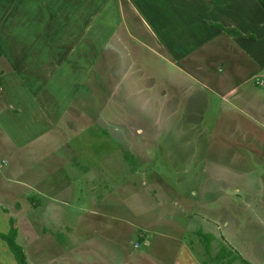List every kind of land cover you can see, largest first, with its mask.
Returning a JSON list of instances; mask_svg holds the SVG:
<instances>
[{"label":"rangeland","instance_id":"rangeland-1","mask_svg":"<svg viewBox=\"0 0 264 264\" xmlns=\"http://www.w3.org/2000/svg\"><path fill=\"white\" fill-rule=\"evenodd\" d=\"M78 1L0 0V48L7 59L11 60L8 55L13 53V58L19 56L24 60L19 66L26 68L24 74L34 78L31 92L38 96L36 102H40L44 114L55 124L36 141L34 152L46 151L49 155L46 159H51L52 167L59 162L61 155L69 158L76 155L74 165L69 159L61 166L57 164L61 167L57 171L64 169L63 176L65 172L72 174L74 182L67 185L75 194L71 200L76 206L60 210L51 204L49 195L27 190L18 184L17 174L6 176L19 163L15 157L20 159L25 151L30 152L24 149L15 152L17 156L13 155L3 144L4 129L0 122V162H9L6 169L0 171V181L4 182L3 186L15 187L22 193L9 203L5 189L0 194V210L4 208L6 212L8 209L9 216L12 212L17 216L19 242L26 249L28 261L46 264L47 261L37 262L36 253L43 247L39 244L45 243L47 226L44 221L50 219L53 211L55 216L50 222L55 235L47 234L49 240L46 239L51 244L56 242L53 237H64L72 246L74 236L67 233L77 228L94 229L96 224L90 221L94 210L97 211L93 197L99 207L112 210L109 212L115 216L114 221H129L122 215L126 211L131 216L137 214L141 222L149 217L151 221L158 219L161 227H174L170 231L162 228L164 233L176 239L165 249L162 248L163 241H147V234L142 233L144 229L137 225L140 223L138 219L132 220L136 225L131 222L125 227L133 237L132 244L127 243L123 250L126 257L131 254L130 258H125L127 264H172L180 255L175 250L181 242L187 245V249L197 252L196 255L192 251L198 264H225L233 255L237 257L234 264H244L241 258L251 264H264V122H261L264 115L262 113L258 120L243 106V100L227 98L225 92L218 89L216 81L220 77L221 53L226 56L229 49H222L219 42L207 45L206 41H201L204 36L212 34L202 22H223L219 12L224 11L212 9V0H205L208 4L205 6L218 15L203 16L202 12L195 15L199 13L195 8L189 17L191 21L181 15L183 17L175 22L174 14H168L162 6L155 16L151 15L154 10L144 9L143 2L155 3V0H115L114 8L108 1L98 0V9L93 10L70 7V3ZM136 1L141 4L140 10L135 9ZM257 1L256 7L264 6V0ZM199 3L204 6L202 0ZM225 3L226 7L237 11L238 4L247 6L245 10L243 8L245 14H248V7L255 6V2L249 0H225ZM182 5L181 9H187V12L193 10L188 9L183 1ZM152 7L157 9L155 4ZM112 9H115L113 15ZM108 16L109 20H106ZM237 18L246 23H264V15L260 14ZM211 24L224 28V24ZM91 26H95V30L87 31ZM12 27L15 31L7 30ZM160 27H167L170 31L164 41L173 42V53L192 49L189 51L190 60L193 59L192 71L188 72L186 68V52L181 59L176 57L179 61L176 66L194 76L192 79L183 75L182 87L189 86L185 88L188 89L185 96L183 88L176 97L170 96V90H179L180 77L177 74H181V70L174 63H167L164 57L169 55H163L162 47L155 46V38L160 42L163 34ZM252 28L258 29L256 25ZM87 32L89 36H86ZM219 39L223 40L224 36ZM72 50L74 53L71 54ZM75 53L79 56L74 60L70 56ZM204 57L210 58L211 63L204 65ZM5 59L0 58L3 72L10 68ZM40 61L44 65L57 61L60 74L47 75L46 71L52 69L50 64L46 71L43 67L39 70ZM212 70L215 75L210 73ZM80 71L82 74L77 78ZM35 73L39 78L34 77ZM198 74L202 83H198L201 80ZM75 77L81 87L77 82H70ZM204 77L212 80V90H205V95L202 90ZM25 81L29 82L28 79ZM257 81L251 80L248 91H241L239 85L242 83L234 80L233 89L241 91L244 98L250 94L253 103H263L264 86L258 85ZM66 82H70L69 85ZM6 90L11 93V87ZM167 90L168 96H163ZM70 91L75 94L64 96ZM200 92L202 98L196 96ZM16 96V92L11 93L9 99ZM175 107L178 114L172 117L170 110ZM33 158L34 161L41 159L36 155ZM26 163L25 168L33 162ZM77 164L88 169L89 174L76 169ZM17 202L22 205L17 207L20 211L15 214L13 204ZM161 209L165 212L159 213L160 217L172 221L161 224V218H155ZM82 217L90 220L81 221ZM0 218L4 224L0 225V231H8L10 217L0 211ZM148 230L151 236L158 233H155L158 231L155 227ZM204 235L210 239L214 236L217 240L213 238L210 243ZM125 241L122 238L121 243ZM64 247V255L58 257L60 248L45 246L48 255L55 258V264H69L64 263L63 257L74 253L68 246ZM222 247H226L221 253L222 258L214 260L211 255H218ZM110 249V254L116 252L112 245ZM226 251L232 253V257L226 258ZM84 256L77 264H106L98 252H85ZM4 261L2 258L0 264ZM14 263L17 264L15 260Z\"/></svg>","mask_w":264,"mask_h":264},{"label":"crops","instance_id":"crops-1","mask_svg":"<svg viewBox=\"0 0 264 264\" xmlns=\"http://www.w3.org/2000/svg\"><path fill=\"white\" fill-rule=\"evenodd\" d=\"M108 1L110 3V7L114 8V6L117 4L115 0H105ZM150 1H154V0H150ZM182 1L183 4L187 5L188 9H193V10H188L189 12H187L185 9H181L182 5ZM187 1V2H185ZM201 0H155L154 2H143V6L145 10L148 11H152L154 10V13L151 14L153 16L156 15V12L158 10V8L160 6L163 7V9L169 14V13H173L174 14V18L173 20L176 22L177 19H179L180 17H183L181 15H184L186 17L187 21H191L189 19V17L191 15L194 14V10L195 8H198L199 13L195 14V15H199L200 12L204 13L203 16H206L207 14L209 15H213L216 16L218 15L217 13H215L214 11H212V9H216L218 11H224V12H219V16L224 20L223 22H215L212 20H207L202 22L204 24V26H206L205 28L209 31L212 32L211 35L209 36H204L202 38L201 41H203L206 44L209 45L211 43H214L216 45V42H219V45L221 46V48L223 49L224 47H226V49L229 51V54H227L225 56L224 53H221V60H220V68H219V72L218 74L220 75V77L217 78V83H219V85L217 86L218 89H220L221 91L225 92V97H233L234 99L238 98L243 100L244 105L246 106V108H248L250 110V113H254V115H256L257 119L260 120V115L263 113L264 115V102L262 103H253L251 101V99L249 97H251V95L249 94L248 96H246L245 98L243 97L241 91H248V83H250L251 80H255L257 79V84L264 86V23H258V22H251V23H246L243 22V20H240L239 18H237L238 16H243V15H251V14H260V15H264V6L262 7H256L258 5V1L257 0H249L252 2H255V6L249 8L248 7V14H245V7L247 8V6H243L241 4H238L240 6L237 7V10L235 9H229L230 7L227 6L226 7V3L225 0H212L211 3H213L214 8H210L208 9L205 0H202L204 3V6L202 7L201 4L199 3ZM223 1V2H221ZM227 1V0H226ZM196 2V3H195ZM137 6L135 7L136 10H140V5L138 3V1H136ZM157 7V9H153L152 5H154ZM199 5H198V4ZM97 4V5H96ZM70 7H72L74 10L76 9H80L82 7L86 8L87 10L91 9L93 10L95 7L98 9V0H79L77 3H70L69 4ZM228 5V4H227ZM244 8V10H243ZM243 11V12H241ZM88 13V12H87ZM86 13V14H87ZM115 13V9H112L111 11V15H113ZM93 14V13H92ZM136 14V13H135ZM201 15V14H200ZM223 15V16H221ZM92 16V15H91ZM230 17V18H226V17ZM235 17V18H233ZM109 20V16L107 17ZM92 20V19H91ZM98 21V12L96 14V23ZM157 21V20H156ZM211 23H220L221 25L224 24V28L226 29H232V30H237L239 32L242 33V36H232L229 35L225 30H223L222 28H220L219 26H214ZM107 28H108V23L106 24ZM254 25H256V27H258V29L256 28H252L254 27ZM191 26V25H190ZM14 27H12L11 29H7L8 31H15L13 29ZM89 28V27H88ZM87 28V31H93L95 30V26H91L90 29ZM96 30H97V25H96ZM160 30L162 31L163 34L160 35V42L157 41V39L155 38V46H161L162 50L161 53H164L163 55H169L164 57V60L167 63H174V65L176 66L179 61L177 60L176 57H178L179 59L182 58L183 54L186 52L187 53V60L188 64L186 67L189 71H192V65H193V59L192 61L190 60L192 58L191 54L189 51H192V49H188L185 50L183 52H181L180 54H175L173 53V46L172 43H167V41H164V39L167 36V33L170 32L168 31L167 27H165V29L163 27H160ZM191 31L195 34L194 28H191ZM87 34L86 36H89V32L85 33ZM84 34V35H85ZM224 36V39H219L222 38ZM168 37V36H167ZM85 39H87L85 37ZM175 42V41H174ZM164 46V48H163ZM85 47V46H84ZM214 47V46H213ZM215 48V47H214ZM1 51L3 48H0ZM159 51V50H157ZM222 51V50H221ZM3 52V58H6V54ZM223 52V51H222ZM74 53L73 50L71 52V54ZM70 54V55H71ZM76 54V53H75ZM8 55V53H7ZM79 56V54L74 55V56H70L72 57L74 60L77 59V57ZM191 56V57H190ZM9 58H11V60L9 59H5L8 64H9V70H6L4 72V74L2 75V86L0 89V122L3 126V133H4V140H3V144H5L7 147H9L10 151L12 152L13 155H16L15 152L20 151V150H24V149H28L30 153H25L24 152V156L20 159H18V157H15L17 159V161L19 162L14 168L11 169V171H9V173L6 174L7 177L11 176L12 174H17L18 175V184H20L22 187L26 188L27 190L30 191H41L44 192V195H49L50 200H52V205L56 206V208L60 209V210H65L66 207H70V206H74V204H72V197L75 196V194H73L72 189L67 185V184H71L72 182H74V180H72L71 175L72 174H66L63 176V172L64 169H61L60 171H57L58 168L61 167H57V164H59L60 166L63 163L67 162V159H69L70 163H72L74 165V161L76 160V155H72V157H67L66 155H61V157H59V162H56L54 167H52V162L51 159H46L49 158L48 154H46L45 152H34L36 149L34 146V144L36 143V141H38V139L42 138L45 134H47L49 131H51L54 127L55 124L53 123V121L50 120V118L44 114V109L41 106V104H39L40 102H36L38 99V96L33 95L31 90H32V80L34 78H29L27 74H24L26 69L25 67L22 68V66L20 67L19 64L21 65L23 63V59H21L19 56H16V58H13V53L12 56L8 55ZM68 58V57H67ZM205 58V63H211L210 58L204 57ZM55 59V58H54ZM56 60V59H55ZM192 62V64H190L189 62ZM77 63V62H76ZM50 64L52 65V69L46 71V66ZM46 63V65H44L43 61L39 62V70L44 69V71H46V74L49 76H57L60 73V65L57 61H53L51 63ZM230 65V66H229ZM178 69H180L181 71H179L181 74H177V77H180V85L178 84V88L179 90H170L171 91V95L172 97H176L179 91H181L182 87V79L184 78V76L188 77V78H194L193 74L191 73H185V71L182 70V68H180L179 66H176ZM64 69V68H63ZM203 69H206V67L204 66ZM23 70V71H22ZM75 70V68H74ZM215 70V69H214ZM212 70L210 73L214 74ZM204 71V70H203ZM29 73V72H27ZM40 73V72H38ZM209 73V74H210ZM81 71L80 73L77 75L80 77L81 75ZM64 76H66L65 74H62ZM184 75V76H183ZM215 75V74H214ZM199 78L201 80H198V83H202V78L200 76V74H198ZM35 78H39V75L37 73L34 74ZM67 78V76H66ZM25 79H28L29 82H26ZM205 81V83L203 84V94L205 95V90L207 91H211V79L204 77L203 79ZM236 80V82L238 84L242 83L239 85V90L241 91H236V88L233 89L234 85H233V81ZM74 82L76 84L77 82V86L78 84L80 85L81 83L79 81H77L76 77L73 78V80H71L70 82ZM69 82V83H70ZM222 82H226L224 85H221ZM69 83L66 82V84L69 85ZM181 88H180V87ZM186 86L185 88H188L189 86L187 85H183ZM8 87H11V93H17V96L23 97L21 99L14 97L13 99H9L11 96V93L8 94V91L6 90ZM81 87V86H78ZM174 87H171L170 89H172ZM182 89V94L185 96L186 93L188 94V89ZM4 91H7V94L4 95ZM66 92V90H64ZM71 92V91H70ZM165 93H162L163 96H168L169 91H164ZM168 93V94H167ZM71 94H75V91L66 94L64 93V96L67 95V97H69ZM201 95V96H200ZM61 96V97H64ZM196 96H199L202 98V93H197ZM60 98V96H59ZM262 98V97H259ZM170 100V99H169ZM237 100V99H236ZM178 109L173 108L170 110V112L172 113V117L174 116V114H178ZM60 112V111H59ZM250 115V114H249ZM253 115V114H252ZM259 122V121H258ZM264 122V119L263 121ZM33 147V148H32ZM28 154V155H27ZM33 155L37 156V157H41V159H37V161H34L33 159ZM17 156V155H16ZM47 156V157H46ZM56 156V155H55ZM29 158V159H28ZM52 158V156L50 157ZM57 158V157H56ZM57 160V159H56ZM27 162H33L31 163V165H29V167L25 168V165L27 164ZM9 165V162H6L5 160H3L2 162H0V171H4L6 169V167ZM76 169H82V171H86V174H89V170L86 168L81 167L79 164H77L75 166ZM234 173V172H233ZM241 175H246L241 173ZM1 176V175H0ZM247 176V175H246ZM56 178V179H52ZM91 180H93V177H91ZM94 182V181H93ZM4 182L1 183L0 181V194L2 192H4V190H7V196L8 199H6L9 203H12L13 199L14 201L22 194L17 188L15 187H11L8 185L7 186H3ZM93 188H95V186H93ZM93 190V189H91ZM257 190V189H256ZM23 198H21L20 200H22ZM93 204L95 205V207L97 208V211L94 210V217H92V219L90 220L87 217H82L81 221H91L93 223L96 224V226H94V229L92 230H87V229H81V228H77L74 230H71L70 233L67 234H73L74 236V242L71 244L67 243V241L64 239V237H59V238H55V243L51 244L49 242L46 241L49 240V236L48 235H55V231L52 230V225L50 220H52L55 216V212H52V215L50 217V219H48V221H44V223H46L47 228L46 230V235H45V239H43L45 241V243L39 244L40 246V252L36 253L37 258V262L41 263V262H46V264H55L54 260L55 258L51 257L48 255V253L46 252V248L45 246H51V247H58L60 249H58V252L60 253L58 257H62L64 255L63 253V249L65 248L64 246H68L71 249V253H74L73 256L72 254L67 255V258H64V263H69V264H77L79 261H81V259H83L84 253H95L98 252V254L101 256L102 260H104V262L106 264H127L128 260L125 258H130L131 254H128L130 256L126 257L125 256V252L123 251L124 248H126V244H132L131 242V238H133L132 236H130L129 234V229H125V227L130 224L131 222H133L132 220L138 219L137 218V214H134L131 216V214H129L128 212H124V214H122L124 216V218H128L129 221H125L124 219L122 220H116L114 221V217L111 212L112 210H108V207H99V204L97 202V200H95L93 197ZM25 200V199H24ZM40 202V201H39ZM31 203V202H30ZM32 204V203H31ZM79 203H77L76 205H78ZM174 204H177V202H174ZM14 209H16V213L18 214V211H20L19 209H17V207H21V203L17 202L13 204ZM36 205V203H35ZM159 205V204H158ZM118 206L120 207L121 205L118 204ZM76 207V206H74ZM37 208V207H36ZM21 209V208H20ZM7 211L4 212V208L1 209L0 211L4 214L7 215V217L9 218V221L11 219H13L15 221V226L18 229L17 226V216L12 215L9 216L8 212L9 210L6 209ZM66 211V210H65ZM165 211L163 209H161L158 212V215L155 216V218H159L160 214H163ZM41 218L42 215L40 214ZM52 218V219H51ZM161 218V217H160ZM152 218L149 217H145L144 220L141 222L139 219L138 221L140 223H137V225H140L139 227H142L144 230L142 231V233H146V240H159V241H163L162 243V248L166 249V245L170 246L173 243L174 239L172 236L167 235L166 233L163 232L162 228L165 231H170L173 230L174 227H170V226H163L161 227L160 224L158 223V219H153L151 221ZM2 219L0 218V225H4L3 223H1ZM172 221L171 219L168 220H163L162 218L160 219V223L162 224L163 222H170ZM90 222V223H91ZM116 222V223H115ZM128 222V223H127ZM135 225L136 223L133 222ZM174 223V222H173ZM172 223V224H173ZM10 224V223H9ZM117 224V225H116ZM171 224V225H172ZM176 224V223H175ZM114 225H116L117 227H115ZM155 227L158 231H156L153 236L150 235L149 230ZM141 228V229H142ZM169 230H168V229ZM11 229V225L9 227V230L6 232H1L0 234H7L9 233ZM66 233V232H65ZM85 233H87V236L85 237ZM48 234V235H47ZM206 234V233H204ZM19 229H18V236H17V242L18 244L22 247L23 252L25 253L24 250H26L24 248V246L22 244H20L19 242ZM156 236H158L156 238ZM122 238L124 240H126L124 243H121ZM64 240V242H63ZM214 240H217L214 237ZM96 243H98L99 245L97 246ZM184 247L181 246H177V250H175L176 253H180L179 257H176L174 259V262L172 264H198V261H194V249H192V251L188 248H186V244L184 242H181ZM137 244V243H136ZM135 244V245H136ZM147 244H151L150 242H148ZM113 246L116 249V252H112V254L109 253L110 246ZM8 249L6 250L5 247ZM134 246V245H133ZM141 246V244H140ZM139 246V247H140ZM32 248V246L30 247ZM69 249V250H70ZM136 249V248H135ZM213 249V248H212ZM67 250V249H66ZM8 251V253H7ZM0 255H1V261L2 258L5 260L3 262V264H15L14 260L16 261L17 264H19L14 256V254L12 253L11 249L9 248L8 244L0 237ZM186 254H185V253ZM192 252V253H191ZM31 253L32 249H31ZM197 255V252H194ZM26 254V253H25ZM188 255L190 256V258L192 259H188ZM217 255V254H216ZM211 256H215L211 255ZM28 257V254L26 255V258ZM47 257H50L52 259H47ZM56 257V258H58ZM186 259V261H185ZM122 260V261H121ZM236 261V260H235ZM234 261V262H235ZM27 262L29 264H31L28 261L27 258ZM233 262V264H234ZM203 264V262H201ZM226 264V263H225Z\"/></svg>","mask_w":264,"mask_h":264},{"label":"trees","instance_id":"trees-1","mask_svg":"<svg viewBox=\"0 0 264 264\" xmlns=\"http://www.w3.org/2000/svg\"><path fill=\"white\" fill-rule=\"evenodd\" d=\"M222 29L224 30V28H222ZM225 31L229 35H232V36H242V33L237 31V30L225 29ZM2 57H3V53L0 49V58H2ZM3 74H4V72L2 70H0V89L2 86V75ZM10 225H11V229H10L9 233L0 234V237L8 244L9 248L11 249L12 253L14 254V256H15V258L19 264H29L27 262L26 254L23 252L22 247L17 242L18 229L16 228V226H15L16 224H15V221L13 219L10 220ZM213 238H214V236L211 237V239H210L207 235H204V239L206 241L210 240V243L212 242ZM224 250H226V247L221 248L220 253L213 257L214 260L217 258L221 259L222 258L221 253H223ZM231 255H233V254L230 252H227V255H225V256H226V258H228V257H232ZM235 260H237V257L233 255V257L230 258V260H228L226 264H232ZM241 260L244 264H251V263H248L247 260H244L242 258H241ZM203 264H208V263L204 262Z\"/></svg>","mask_w":264,"mask_h":264}]
</instances>
